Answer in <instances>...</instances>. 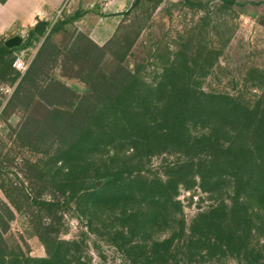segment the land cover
<instances>
[{
	"label": "rangeland",
	"instance_id": "374dc122",
	"mask_svg": "<svg viewBox=\"0 0 264 264\" xmlns=\"http://www.w3.org/2000/svg\"><path fill=\"white\" fill-rule=\"evenodd\" d=\"M34 25L9 52L2 47L7 38L0 39V254L27 264L47 257L58 240L76 242L69 246L72 264H145L142 257L131 258L129 248L149 251L171 237V230L161 226L115 236L119 221L97 216L90 225L74 204L64 205L70 195L60 190L59 135L69 121L80 127L76 120L106 133L90 108L117 93L128 72L151 81L173 57L186 62L179 70L201 90L257 103L264 96V0H76L41 31L32 30ZM18 57L27 66L24 72L13 66ZM56 108L63 110V122ZM107 132L118 136L114 129ZM167 149H154L137 163L135 152L122 145L115 153L98 152L101 161L88 167H102L107 159L112 168L137 163L155 177L179 158ZM181 183L174 226L183 221L188 227L212 201L200 191L198 178ZM261 255L248 264H264V251Z\"/></svg>",
	"mask_w": 264,
	"mask_h": 264
},
{
	"label": "trees",
	"instance_id": "16d2710c",
	"mask_svg": "<svg viewBox=\"0 0 264 264\" xmlns=\"http://www.w3.org/2000/svg\"><path fill=\"white\" fill-rule=\"evenodd\" d=\"M34 24L32 30L37 31L47 25ZM2 47L7 52L12 49L4 43ZM185 65L173 57L151 81L128 72L123 84L118 82L117 93L90 108L95 119L105 123L106 133L91 122H73L80 127L71 121L65 124L59 135L60 190L70 198L62 203L74 204L90 225L97 216L119 221L120 229L112 232L115 236L125 231L131 237L137 230L161 226L170 229L171 237L153 243L149 251L139 254L136 247L129 248L131 258L142 257L145 264H170L178 258L209 264L229 259L257 262L264 251V96L251 105L205 92L179 70ZM54 112L59 120L65 115L60 108ZM107 129L116 130L118 136ZM122 145L135 152L137 163L161 147L179 158L155 177L146 175L137 163L132 168H112L107 159L102 167H88L101 161L98 152L115 153ZM189 177L200 180L199 189L212 204L198 211L188 227L183 221L174 226L181 213L176 199L179 186ZM54 243L47 257L27 264H72L74 252L69 246L76 242ZM0 259L10 260L0 264H25L14 254H0Z\"/></svg>",
	"mask_w": 264,
	"mask_h": 264
},
{
	"label": "crops",
	"instance_id": "0c3cea01",
	"mask_svg": "<svg viewBox=\"0 0 264 264\" xmlns=\"http://www.w3.org/2000/svg\"><path fill=\"white\" fill-rule=\"evenodd\" d=\"M75 1L0 0V39L17 35L21 37L36 22L52 24L67 3L73 4Z\"/></svg>",
	"mask_w": 264,
	"mask_h": 264
},
{
	"label": "water",
	"instance_id": "95a60500",
	"mask_svg": "<svg viewBox=\"0 0 264 264\" xmlns=\"http://www.w3.org/2000/svg\"><path fill=\"white\" fill-rule=\"evenodd\" d=\"M22 42V38L20 36H13L4 41V46L6 48H13L18 46Z\"/></svg>",
	"mask_w": 264,
	"mask_h": 264
},
{
	"label": "built area",
	"instance_id": "2783aa9c",
	"mask_svg": "<svg viewBox=\"0 0 264 264\" xmlns=\"http://www.w3.org/2000/svg\"><path fill=\"white\" fill-rule=\"evenodd\" d=\"M13 66L14 68L17 70V71H20V72H24L25 69H26V65L24 64V61L21 57H18L15 59L14 63H13Z\"/></svg>",
	"mask_w": 264,
	"mask_h": 264
}]
</instances>
